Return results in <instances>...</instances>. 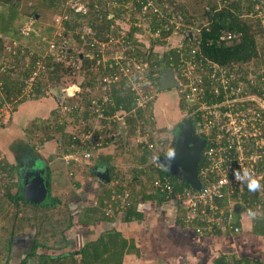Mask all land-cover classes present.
Here are the masks:
<instances>
[{"label": "built area", "instance_id": "built-area-1", "mask_svg": "<svg viewBox=\"0 0 264 264\" xmlns=\"http://www.w3.org/2000/svg\"><path fill=\"white\" fill-rule=\"evenodd\" d=\"M111 4L117 6L114 1ZM65 7L69 12L65 10L56 15L55 25L52 26L53 35H43L39 33L42 32L41 30L35 33L32 27L36 20L33 18H28L20 28L19 32L23 37H33L35 34L41 36V41L45 42V53L39 55L33 66L32 60L26 62L30 72L22 77V87L15 96L7 97L3 94L2 78L10 73V70H17V66L9 63L7 58L0 57V92L3 95L0 105V126L9 124L18 105L31 97L36 89L45 85L50 79L49 75L52 71L47 64L49 60H55L63 65L70 71L71 77L84 74V51L71 46L66 23L71 20L69 13L78 17L88 16L89 5L85 0H65ZM149 7L151 8L147 9L152 14L160 11L163 15L162 11L154 8L151 2ZM182 17L176 12L172 16L173 28L167 40L166 52L176 53V49H179V62L170 58L168 66L178 78L183 99L191 107L188 114L197 120L199 132L206 142L203 160L198 168L202 187L201 190L190 187L175 192V185L168 177L158 178L154 181L153 187L165 197L166 201L178 203L182 209L181 220L185 225L192 226L197 234H212L215 231L239 233L242 212L238 215L235 213L236 205H241L242 211L264 212V78L256 76L252 70H245L243 66H234L240 67L234 69L232 66H222L205 58L199 47L195 45L196 37L191 41L190 47L184 42L179 46L173 45L170 38L181 32L184 21ZM138 19L147 24V33L152 38L159 36V33L152 32L147 10ZM239 40V35L226 31L220 37V42L225 45H232ZM94 41L96 42H93L92 48L98 49L97 56L101 54L103 60L109 56L107 52H103V47L120 43L114 37L103 44ZM197 44L199 45V41ZM7 51L17 55V47H7ZM156 52L162 59L160 51ZM122 55L118 53L116 57H110L107 61L110 62L105 67L107 73L98 80L102 90L101 96L94 97L90 104H86V108L85 106L78 108L75 104L66 105L63 100V105L58 109L62 115L72 118L77 114L74 118L77 120L79 117V127L72 133L71 148L81 151L83 159L87 161L93 156L92 151L88 149L89 146L94 150L102 149L111 141H120L122 130L115 129L114 126L124 123L126 117H136L137 109L127 111L123 105L115 102L112 93L114 86L125 80L134 95L136 107L144 110L154 102L159 90L157 85L159 75L148 71L151 65H145L144 71L138 69L135 72L130 63L126 62L125 65L120 63ZM77 87V84H73L60 90L64 96L73 98L76 93H81V89ZM69 111L71 113L68 115ZM150 148H153V145ZM69 157L72 155H66L65 159ZM155 163L158 166L157 159ZM239 169L251 170L259 180L261 189L250 192L245 184L235 180L233 170ZM253 196L258 198L254 203L249 200ZM130 204L129 191L114 192L112 197L104 202L103 213L107 217H114L117 208H127Z\"/></svg>", "mask_w": 264, "mask_h": 264}, {"label": "trees", "instance_id": "trees-1", "mask_svg": "<svg viewBox=\"0 0 264 264\" xmlns=\"http://www.w3.org/2000/svg\"><path fill=\"white\" fill-rule=\"evenodd\" d=\"M22 1L23 0H0V3L8 7L6 13H0V34H2L3 36H10L13 32V25L21 15L19 14V10ZM47 1H49L50 6H52L53 2L56 0ZM113 1L117 3V6H114L112 4L106 6V4L103 5L102 1H99L98 3L92 2L89 4V9L91 12H89L90 14H88L89 16L87 17V28L93 31V37L95 38L82 35L76 36V40L79 43L83 44V48H87L88 54L85 53L83 55V72L86 79L82 80V82H79L78 80L76 81L74 78L70 80V71L66 70L64 66L57 61L51 59L47 62V64L49 70L51 67L50 71H52V76L49 75V77L50 80L54 79L53 82L55 81V86H60L63 83V85H66L67 82H74L75 84L78 83L81 89H83L84 95L88 94L90 90H94L98 85V77H102L107 73L105 67L110 62L101 63L100 60H102L103 57L101 54L100 56H97V54L99 53L98 49L92 48V44L93 42H96L94 40L99 41L101 44L106 43L110 40L111 37H114L120 42L119 44H121V47H118L120 48V50H123V52H116V54H123L122 57L124 59L122 58L123 60L121 59L120 62L122 65H125L127 60H130V58L128 57L129 55H140L139 57H143L144 59H151V64L144 59L142 61L145 65H151L150 70H148L149 72L157 73L159 75L157 81L158 85L161 79L162 72L165 69L169 71H171L172 69L170 66H168L170 58L172 60L176 59V62H179V49H176V53H172L171 51L166 52V46L168 43L167 40L168 37L171 36L173 28L171 19L175 11L176 14L182 15L185 19V24H183V28L185 29L182 28L183 30H181V32L183 33L184 31H188L186 29L187 26H194L197 24V21L206 20V25L202 24L198 26L199 37H196L195 41L196 47H199L202 55L205 58L222 66L242 67L244 65L250 64L253 61L260 60L261 57H264V24L262 23V19H259L258 22L254 24L250 19L243 18L255 9V5L257 3L263 4L261 0H233L232 2L222 0V4L219 3L218 0H167L169 2V5H172L175 8L172 11H169V9H167L166 6L168 5H166L165 0H112V2ZM150 2L154 4V8H159L162 11L163 15L160 11L157 14H152L148 10L151 8L149 7ZM131 5H133V7L130 8ZM146 10L152 32L159 33L158 37H151L153 44L150 48H148L146 43L138 40L136 35L140 31V28L135 25V22L138 21V18ZM59 12L63 13L64 9L60 10ZM110 13H112L113 17H111ZM37 14V11H34L33 14L31 13V15L34 16L27 17H33V19H37L35 18ZM122 15H124V19L122 18ZM125 16H129L133 21V23L130 25V29L127 30H123L122 27L118 28L116 25V20H125ZM70 17L71 20L66 23L67 31L74 32L75 29L81 25L80 22L84 20V18L78 17L73 13H70ZM51 30L53 33L54 28L51 27ZM225 31L239 35L240 40L235 41L232 45H225L224 43H221L220 37ZM191 40V37L186 34L184 44L187 47H190ZM197 41H199V45L197 44ZM1 44L2 43H0V57L2 56ZM162 44L166 46L163 47V49L160 51V55L162 56V59H160L159 53L156 52L158 49L154 48L157 45ZM13 48H16V46H13ZM83 48H81V51H84ZM98 48H100V46ZM142 50L146 51L143 52ZM19 54H21L20 51H17V55H13L12 53L6 55L8 62L12 65H16L17 67L19 62H24L23 66L17 68V71L20 72L18 73L19 75L16 76L17 71L13 70L7 74L8 76L6 77H8V80L4 79L5 95L7 97L15 96L20 91L23 83L21 75L23 77L30 72V70H28L26 66V62H28V55L25 54L23 57L21 56V58H19ZM38 57L39 55H34L32 59V66L37 61V59H39ZM91 62H100L99 70L97 72H95L94 69L91 70ZM92 66L94 67L93 64ZM260 78H264V72L260 75ZM48 92H50L49 86L46 83L42 87L36 89L31 97L26 98L23 102L33 99H39L40 97H45L49 94ZM112 93L115 102L119 105H123L127 111H133L134 109H137L136 117L133 120L129 119L127 121L128 125L133 128V131L137 129V126L139 125V123H141V121L146 125H148L149 123L151 124V119L144 116V114L151 107H153V103L145 110L138 109L136 107L134 95H132V93L130 92L128 84L125 80H122L119 85L117 84L116 86H114ZM49 95H51V93ZM2 96L3 95L0 94V105L3 100ZM57 105V109H59L63 104L60 101H57ZM66 105L69 104L66 103ZM180 106L183 112L191 111V107L185 102L184 99H181ZM57 115L60 116V122L62 121L63 123H59V120L55 117ZM61 116L63 115L60 114L57 110H54L52 120L49 119V123L45 124L44 122V124L42 125H39L38 123H32L30 125V127L37 128L41 133L39 134L40 137L37 138V142L39 143L38 145L44 144L47 140L51 141L54 138V132L58 131L60 133H64L65 145L71 148L73 142V132L68 134L66 133L65 128L67 125H70L67 124V122H70L71 124L74 123L72 125L73 127L78 125V120L74 119L77 117V114H75L76 117H72L73 120L71 119V121H68L67 117L63 119ZM51 124L53 127L55 126V124H57V126L59 125V128L55 127L51 129ZM121 144L123 145L122 141ZM98 150L99 149H90V151L94 152H97ZM69 152H72L73 154L80 153L78 149L72 148ZM145 153L148 158H152V160H154L155 162L157 158L155 157V155H153L152 150H148V152ZM147 161L143 160V164H146ZM151 168L153 169L155 177L154 175L152 176L153 179L150 180L149 185L153 186L154 181H156L160 177H168L173 181L175 185V192L182 191L184 188H190V186L186 183L179 181L173 175L164 172L162 169H160L159 166L156 165V163H153L151 165ZM15 169L16 167L14 165H11L7 161L5 162V160L4 162L0 163V172L3 176L2 180H4V183H6V185L0 183V193L1 189H4V198L8 203L10 202L17 207L15 215L12 216L11 227L9 228L8 226V228L10 229V236L8 237L7 243L5 245L6 249H4V252L6 254L3 258L4 262L0 264H10L12 259L11 257L14 238L18 235L23 234L24 229L30 226H34L36 228L34 244L30 248L29 254L25 258H22L20 260V263L18 264H122L125 253L131 252L132 247L129 245L128 240L122 235V233L116 230L103 232L96 240L90 241L83 248L66 253L64 251V248H68V242L67 240H65V237L63 235L66 233L68 228L70 229L74 225L71 216H68L67 229H60V220H57L54 224H50L47 226V224L50 222H48L49 218L52 217L50 211H54V208L58 204H60L61 201L58 199L54 200V198L50 194H48L49 200H52L51 204H46L45 202L36 204L26 201L21 193H12L13 189L17 188L19 185V183L16 181L17 173L15 172ZM108 195H110L109 197H111L110 191ZM109 197L106 198L109 199ZM163 199L165 200L164 196ZM249 200L254 203L258 200V198L257 196H253ZM102 206L104 207V204ZM133 206L129 208V211L126 214H124V218H126L127 220L133 217H140L139 212L136 211ZM43 207H48V212L44 209H41ZM2 210L3 207L2 205H0V211ZM88 210H90V213H93L95 219L94 216L89 214ZM88 210H86L82 214L87 215L89 223L98 220L96 218L97 214H99L101 218L105 217L102 215L100 209L98 208ZM239 224H241L240 221ZM253 233L258 235L264 234V212L262 216L255 218ZM59 236L62 237L59 238ZM40 248L48 250L51 249V251L59 254L58 256L45 255L43 253L39 254L38 250ZM215 264L229 263L227 262L225 256H222L215 262ZM235 264H264V262L245 260L236 261Z\"/></svg>", "mask_w": 264, "mask_h": 264}, {"label": "crops", "instance_id": "crops-1", "mask_svg": "<svg viewBox=\"0 0 264 264\" xmlns=\"http://www.w3.org/2000/svg\"><path fill=\"white\" fill-rule=\"evenodd\" d=\"M18 35L24 40L21 34ZM2 36L3 35L0 34V39ZM37 38L38 42H41V36ZM22 42L23 41H17V45H15L17 51L21 52L19 58L27 54L28 60H32L33 58L31 59V56L36 53L31 49L33 46L30 47ZM1 51H3V47ZM23 63L24 62H19L17 68L23 66ZM11 71L13 70H10V72ZM18 73L20 72L17 71L16 76L19 75ZM6 76L8 75L3 76V82L5 81L4 79L8 80ZM53 80L49 79L46 82L50 91L48 93H51V95L48 94L45 97L39 98L44 99L50 96L54 102L49 110L52 115L54 110L58 111L57 101L61 102V100H64V94H62V92V99L60 95L58 97L54 93L56 90L60 92L62 86H55V81L53 82ZM73 84L75 83L67 82L66 86H72ZM77 86V88L81 89L78 83ZM158 86L160 88V82ZM81 90L82 94L76 93L74 98L84 95L83 89ZM95 90L97 89L95 88L90 91H92L93 94ZM160 92L162 91L159 89L158 93ZM0 94H2V92H0ZM3 94H5V84ZM162 97L163 95H158L157 99L154 100L156 104L161 101ZM67 99L69 100L70 98L67 97ZM93 99L94 98L88 99L89 101H84V103L90 104ZM24 111L25 110L22 109L19 120L24 118L25 120L20 121L18 130L21 131L23 136L25 135L27 137L29 148L25 147L24 150H19L12 156L7 155V153L3 155L7 158V162L16 167V176L19 178L18 180L16 177V181L19 183V181L22 180L23 185H28L30 187L45 185L46 198L47 195H51L52 192L50 165L56 161L55 158L57 157H61L62 161H64L68 175V180L66 182L67 190L58 195L61 197L59 199L65 201L64 205L66 208L56 206L57 208L55 207L54 209L59 210L64 208L66 212H68V216H71L74 223L73 227L70 229L68 228L63 235L68 242V248H64L66 253L83 248L90 241L96 240L103 232L116 230L122 233L132 247L131 252L125 253L122 264H215L222 256H225L229 264H235L236 261L245 260L264 262V234L258 235L253 233L255 219L248 216L247 210L241 211L242 214L240 213L242 223L239 224V226L241 227V232L215 231L212 234L199 235L192 226L185 225L181 220L182 209L178 203L176 201L164 200L163 195L154 189L153 186L149 185L150 180L153 179L152 176L154 175L155 177L153 169L151 168L154 160L148 158L145 152L152 150L153 155H155L157 159L162 156H157L154 153L153 148H150L152 144L148 141H145V143L137 141V143L131 144L132 139H134L138 133L139 125L137 129L133 131V128L128 125L127 121L129 119L133 120L135 117H126L124 121L125 124L118 123L114 126L115 129H126L125 140L122 137L120 141H111L97 152L92 151L93 156L90 161H87L83 159L81 151L78 154L69 152L71 148L65 145L64 133L62 132L55 131V134H53L54 138L51 141L47 140L44 144L38 145L37 138L40 137L39 134L41 133L37 128L30 127V125L32 123L42 125L44 122L47 124L49 123V118L44 114L43 117L37 115L29 120ZM156 115H158V113ZM14 116L9 124L1 125L0 128L11 125ZM55 117L59 120L60 124L63 123L62 121L60 122V116L57 115ZM62 118L64 119V117ZM71 119L72 118L69 116L68 121H71ZM78 120L80 121L79 117ZM67 124H70L65 128L68 134L75 132L77 127H79V125L73 127L72 125L74 123L71 124L70 122H67ZM55 127L59 128V125L57 126V124H55L53 127L51 124V129ZM163 144L162 142L161 145L163 146ZM8 145L9 144L5 143V141L2 143L0 140V150L6 152V150L9 149ZM88 149L90 150L92 147L89 146ZM66 155H72L74 160L72 157H69L67 161L65 159ZM143 160L148 161L146 164H143ZM38 164H43L46 167L45 171L40 170L41 173H43L42 175L34 173ZM24 177L25 181L22 179ZM109 191L111 192V197L114 192L123 191H129L131 195L130 206L123 209L117 208L118 211L114 217H107L103 213L102 205L108 199L106 197L110 196L108 195ZM132 206L139 212L140 217H133L127 220L124 218V214H126ZM237 207L242 206L236 205V208ZM94 208L100 209L102 215L105 217L101 218V216L97 214L96 218L98 220L89 223L87 215H83L82 213L88 209ZM88 211L89 214L94 216L92 212L90 213V210ZM244 212H246L247 215L243 214ZM262 214V211L256 213V217H260ZM66 222L68 223V221ZM67 223L66 225H62V222L59 223L61 225L60 229H67ZM33 227L34 226L25 228L23 234L14 238L10 264L20 263V260L29 254L30 248L34 244V237L36 234V228L34 229V233L31 232ZM28 229L30 231L27 232ZM61 237L62 236H59V238ZM38 253L57 256L59 254L51 251V249L48 250L43 248H40Z\"/></svg>", "mask_w": 264, "mask_h": 264}, {"label": "rangeland", "instance_id": "rangeland-1", "mask_svg": "<svg viewBox=\"0 0 264 264\" xmlns=\"http://www.w3.org/2000/svg\"><path fill=\"white\" fill-rule=\"evenodd\" d=\"M88 5L92 2L98 3L99 1L103 2V5L106 4L107 5H111L112 0H85ZM228 2H232L233 0H225ZM263 4L257 3L255 5V9L250 13L247 14L245 17H243L244 19H250L252 21V23H257L258 20L260 18H262V23L264 24V0H261ZM47 0H23L21 2V6H20V10H19V14H21L19 17V19H17L13 25V32L11 33V37L10 36H2V38L0 39V43L1 46L3 47V53H2V57H4V59H6V55H9L10 53L7 51V47H13L15 45H17V41H23V44H26L28 46H33L31 47V49L34 50V53L37 55H43L45 53V42L41 41L38 42V38L39 37L37 34L34 35L33 38L31 37H24V40L21 39L19 37L18 34H20L19 29L27 22V16H34L31 15V13L33 14L34 11H37V15L35 16V23L34 26L32 28L35 29V33H38L39 30H41L42 32H39L41 34H45L47 36V34H51L52 30L51 27L53 25H55L54 19L56 17L57 14L62 13L59 12L60 10L64 9L67 10V8L65 7V0H56L53 2V5L50 6V2L48 5ZM219 3L222 2V0H218ZM165 3L167 7V9H175L174 6L169 5V2L167 0H165ZM222 4V3H221ZM220 4V5H221ZM133 7V5L130 6V8ZM90 8V7H89ZM8 7L4 6L2 3H0V13L4 14L6 13ZM68 11V10H67ZM256 11V14H255ZM69 12V11H68ZM91 12V11H90ZM176 12V11H175ZM70 14V13H69ZM90 14V13H89ZM112 15V13H110ZM89 16V15H88ZM88 16L83 17L84 20H82L80 22V26L77 27L75 29V31H67L68 32V38L71 39L69 40L71 43V46H73L75 49L78 48L79 50H81V48H83V44L79 43L76 40V36L77 35H82V36H89V37H93V31L89 30L87 28V22H88ZM139 17V16H138ZM137 17V18H138ZM248 17V18H247ZM33 18V17H32ZM122 18L124 19V15H122ZM184 18V17H182ZM128 20V21H125ZM125 20H120L117 19L116 21V25L117 27L121 28L123 30H127L130 29V25L133 23V21L130 19L129 16H125ZM190 20V19H189ZM73 21V20H72ZM191 21V20H190ZM136 25L140 26V31L136 34L137 35V39L146 43V45L148 46V48H150L152 46V39L151 36L149 35V33H147V24L144 23L143 21H141L140 19H138V21L135 22ZM183 24H185V19L183 21ZM202 24H207L206 20H201V21H197V24L194 26H187L186 29L187 31L180 32L178 33L176 36H172L170 38L171 43L173 45L179 46L181 45L185 38H186V34L189 35V32L192 33L193 38L195 37H199V29L198 26L202 25ZM121 25V26H120ZM185 29V28H183ZM182 29V30H183ZM66 32V33H67ZM92 33V34H91ZM186 33V34H185ZM39 34V35H41ZM95 38V37H93ZM31 39V40H29ZM16 40V41H14ZM191 40V41H192ZM121 44H119L118 42L114 45V46H109V45H105L103 47V52L106 53L108 52L109 56H106V58L103 60H100L101 63L107 62L109 61L110 57H116V52H123V50H120ZM158 46V47H157ZM154 49H158L157 51H161L160 47H165L162 45H157ZM141 49V48H140ZM144 49V48H143ZM77 50V51H79ZM84 54H88L87 53V48L84 47ZM143 52L146 50H142ZM140 55H129L128 57L132 60V61H127L128 63H130L131 68H133V70L136 72L138 69V71H144L146 70V66L144 64V62L142 61L144 58L143 57H139ZM142 58V59H141ZM149 58V57H148ZM145 61H148L151 64V59H144ZM92 64L94 65V67L92 66ZM99 65L100 62L97 63H92L91 62V70L94 69L95 72H97L99 70ZM248 65V66H247ZM244 65L243 68L248 71H254L256 76H260L263 72H264V57H261L260 60L258 61H253L250 64ZM240 67H234V69H238ZM143 69V70H142ZM101 76L98 77V79ZM70 80L71 79H75L76 81L78 80L79 82H81L82 80H85V74L80 75H76L73 77H69ZM67 80V78H66ZM62 87H65L66 85H60ZM61 87V88H62ZM96 89H100L95 90V93L92 94V91H89L88 94L86 95H82L81 97H76V98H70L69 100L67 99L66 96L63 95V99L67 104H72L74 103L78 108H83L85 106L86 108V102L89 101L91 98L97 97V96H101L102 94V90H101V85H98L95 87ZM81 94H82V90H81ZM79 94V95H81ZM158 95L163 97L161 98V101H159L156 104V101L153 102V106L151 107L148 111L145 112L144 116L148 117L151 122V124H143L142 121L141 123H139V130L137 135L135 136L134 139H132L131 144L132 143H137V141H141L142 143L145 141H148L150 144L153 145V150L154 153L159 156L161 155L162 157L167 155L170 149V145H173V138H174V132L173 130L175 129V127L179 124L182 123L186 118L188 119V113L189 112H183L181 110V106H180V102L182 99V91L180 89V87L171 89V90H166V91H162L160 93H157L156 95V99L158 97ZM73 99V101H72ZM89 99V100H88ZM155 99V100H156ZM84 101H86L84 103ZM52 103L53 100L50 98V96L44 98V99H33V100H28L25 102H22L17 108L16 113L14 114V120L11 123V125L5 127V128H0V140L2 141V143L5 141V143L9 144V149H5L6 152H4L3 150H0V163L1 162H5L7 161V158L4 157V153H7V155L12 156L15 155L16 152H18L19 150H24L25 147L29 148L28 143H27V137L21 134V131L18 130V127L20 126V121L25 120L21 119L19 120L20 115L22 114V109L25 110L24 112L26 113V117H28V119L30 120L31 118H33L34 116L40 115L41 117L44 116V114L46 116H48L49 119L52 118V114L50 108L53 105ZM158 115H156L157 113ZM71 112L69 111L67 114L69 115ZM61 117H68L69 116H61ZM36 118V117H35ZM48 119V120H49ZM28 120V121H29ZM52 120V119H51ZM41 121V120H39ZM29 123V122H28ZM25 124V123H23ZM168 126V127H167ZM164 143L163 146L161 145V143ZM170 146V147H169ZM176 148V146H175ZM175 150V149H174ZM173 150V151H174ZM165 154V155H164ZM10 158V157H9ZM11 159V158H10ZM56 161L50 165V173H51V185H52V192L51 195L53 196L54 200L58 199L61 201L60 204H58L57 206H62L64 208L65 205V201H62L61 198L58 194H62V192H66L67 190V185L66 182L68 180V175H67V168L65 167L64 161H62L61 157H57L55 158ZM155 163V162H154ZM46 167L43 164H38L37 169L35 170L34 173H38L39 175H42L43 173H41V171H45ZM41 170V171H40ZM48 171V170H47ZM0 183L6 185V183H4V180H2V174L0 172ZM19 176V175H18ZM17 179L19 180V178L17 177ZM23 181H25V177L22 178ZM6 182V181H5ZM18 182V181H17ZM29 186L27 185H23L22 180L19 181V185L17 188L13 189L12 193L14 194H22L25 192V190L28 188ZM40 193L41 196V192H38V194ZM52 200H49V195H47V199L45 201H43L42 203H46V204H51ZM0 205H2L3 210L0 211V263H3V258L6 255L4 252V249H6V243H7V239L10 236V227H11V220H12V216L15 215L16 212V206L12 203H8L7 200L4 198V189H1V193H0ZM48 207H43L41 209H44L47 211ZM57 208V207H56ZM59 209L55 211H50L51 214V218H49L48 220V225L50 224H54L55 221L60 220L62 222V225H66V221H68V212H66L65 209ZM26 210V209H24ZM48 212V211H47ZM249 212V211H248ZM252 212L254 213H259L255 210H253ZM7 213V215H6ZM243 214H246V212H244ZM10 221V222H9ZM59 222V223H61ZM9 226V228H8ZM34 229L35 227L32 228V233H34ZM30 231L29 229L27 230V232ZM36 231V229H35ZM18 259V258H15ZM15 262V260H14Z\"/></svg>", "mask_w": 264, "mask_h": 264}, {"label": "water", "instance_id": "water-1", "mask_svg": "<svg viewBox=\"0 0 264 264\" xmlns=\"http://www.w3.org/2000/svg\"><path fill=\"white\" fill-rule=\"evenodd\" d=\"M38 17V15H37ZM191 39L193 35L189 32ZM180 86V82L176 75L165 69L162 72L160 79V91L171 90ZM56 96H61V90L54 92ZM62 103V100H61ZM126 129L122 130V137L126 139ZM183 136L180 138L179 144L175 148V143L170 147L167 155L157 159V164L164 172L173 175L179 181L189 185L192 189L201 190V182L198 177L199 164L203 160V148L198 140L191 134L187 141H183ZM175 149V150H174ZM174 150V151H173ZM171 153V155H169ZM38 192H41L38 194ZM24 199L31 203L40 204L46 199L45 185L29 186L24 193ZM242 207H237L235 213L238 215L242 211Z\"/></svg>", "mask_w": 264, "mask_h": 264}, {"label": "flooded vegetation", "instance_id": "flooded-vegetation-1", "mask_svg": "<svg viewBox=\"0 0 264 264\" xmlns=\"http://www.w3.org/2000/svg\"><path fill=\"white\" fill-rule=\"evenodd\" d=\"M182 99H183V94H182ZM187 116L188 119L186 118L182 123H179L173 130L174 132L173 144L175 143L176 144L175 146H177L180 142L181 136H183L182 138L183 141H187V138H189L190 135L192 134L198 140L199 144L202 146L204 153L206 148V142L204 137L199 132L197 126V120L195 119L194 116L190 117L189 114ZM170 146H172V144Z\"/></svg>", "mask_w": 264, "mask_h": 264}, {"label": "clouds", "instance_id": "clouds-1", "mask_svg": "<svg viewBox=\"0 0 264 264\" xmlns=\"http://www.w3.org/2000/svg\"><path fill=\"white\" fill-rule=\"evenodd\" d=\"M169 155H171V153ZM233 175L235 180L240 181L241 183L246 185L248 191L257 192L261 189V184L259 180L255 178V174L251 170L249 169L233 170ZM248 216L252 219H255L256 213L249 210Z\"/></svg>", "mask_w": 264, "mask_h": 264}]
</instances>
